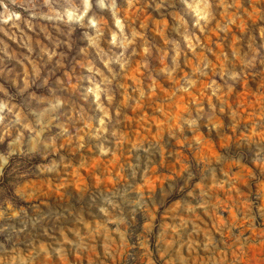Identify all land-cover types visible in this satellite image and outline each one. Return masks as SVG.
Here are the masks:
<instances>
[{
  "label": "rangeland",
  "instance_id": "rangeland-1",
  "mask_svg": "<svg viewBox=\"0 0 264 264\" xmlns=\"http://www.w3.org/2000/svg\"><path fill=\"white\" fill-rule=\"evenodd\" d=\"M0 264H264V0H0Z\"/></svg>",
  "mask_w": 264,
  "mask_h": 264
}]
</instances>
